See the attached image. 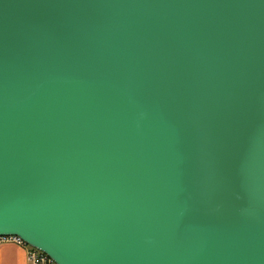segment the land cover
I'll list each match as a JSON object with an SVG mask.
<instances>
[{
  "label": "water",
  "instance_id": "1",
  "mask_svg": "<svg viewBox=\"0 0 264 264\" xmlns=\"http://www.w3.org/2000/svg\"><path fill=\"white\" fill-rule=\"evenodd\" d=\"M56 264H264V0H0V236Z\"/></svg>",
  "mask_w": 264,
  "mask_h": 264
},
{
  "label": "built area",
  "instance_id": "2",
  "mask_svg": "<svg viewBox=\"0 0 264 264\" xmlns=\"http://www.w3.org/2000/svg\"><path fill=\"white\" fill-rule=\"evenodd\" d=\"M3 243H13L25 247L28 264H56L47 254L26 244L18 236H0V245Z\"/></svg>",
  "mask_w": 264,
  "mask_h": 264
},
{
  "label": "crops",
  "instance_id": "3",
  "mask_svg": "<svg viewBox=\"0 0 264 264\" xmlns=\"http://www.w3.org/2000/svg\"><path fill=\"white\" fill-rule=\"evenodd\" d=\"M0 264H28L25 247L13 243L1 244Z\"/></svg>",
  "mask_w": 264,
  "mask_h": 264
}]
</instances>
